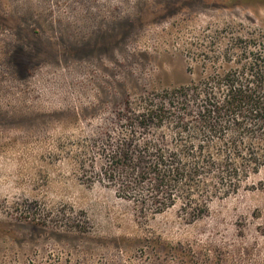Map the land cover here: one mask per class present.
Here are the masks:
<instances>
[{"label": "rangeland", "instance_id": "1", "mask_svg": "<svg viewBox=\"0 0 264 264\" xmlns=\"http://www.w3.org/2000/svg\"><path fill=\"white\" fill-rule=\"evenodd\" d=\"M262 37L264 0H0V264H264V166L202 217L102 174L128 100Z\"/></svg>", "mask_w": 264, "mask_h": 264}, {"label": "trees", "instance_id": "2", "mask_svg": "<svg viewBox=\"0 0 264 264\" xmlns=\"http://www.w3.org/2000/svg\"><path fill=\"white\" fill-rule=\"evenodd\" d=\"M231 57L227 68L126 102L125 132L102 173L120 195L139 203L150 197L153 212L182 200L183 212L202 217L213 199L237 193L260 171L264 38Z\"/></svg>", "mask_w": 264, "mask_h": 264}]
</instances>
